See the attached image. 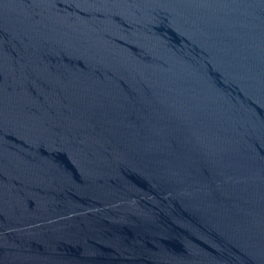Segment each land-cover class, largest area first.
I'll list each match as a JSON object with an SVG mask.
<instances>
[{"label":"water","instance_id":"1","mask_svg":"<svg viewBox=\"0 0 264 264\" xmlns=\"http://www.w3.org/2000/svg\"><path fill=\"white\" fill-rule=\"evenodd\" d=\"M0 264H264V0H0Z\"/></svg>","mask_w":264,"mask_h":264}]
</instances>
